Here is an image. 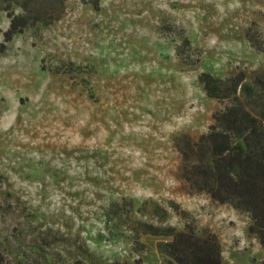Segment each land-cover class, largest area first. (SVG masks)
Segmentation results:
<instances>
[{"label":"rangeland","instance_id":"1","mask_svg":"<svg viewBox=\"0 0 264 264\" xmlns=\"http://www.w3.org/2000/svg\"><path fill=\"white\" fill-rule=\"evenodd\" d=\"M29 1L43 19L0 50L4 264H164L172 238L145 222L209 228L223 264H263L249 215L179 176L174 139L227 101L202 72L264 70V0ZM9 24L0 9V45Z\"/></svg>","mask_w":264,"mask_h":264},{"label":"trees","instance_id":"2","mask_svg":"<svg viewBox=\"0 0 264 264\" xmlns=\"http://www.w3.org/2000/svg\"><path fill=\"white\" fill-rule=\"evenodd\" d=\"M15 3L25 11L16 13ZM0 9L10 18L1 51L14 35L43 19L42 12H32L29 0H0ZM199 79L209 96L227 101L213 114L207 132L175 137L182 155L179 176L192 190L246 212L251 218L248 235L264 246V70L253 72L251 79L244 71L227 78L202 72ZM142 227L144 233L172 238L159 244L167 256L164 264H223L220 237L209 228L197 230L187 224L181 230L146 222ZM4 261L0 252V264Z\"/></svg>","mask_w":264,"mask_h":264}]
</instances>
